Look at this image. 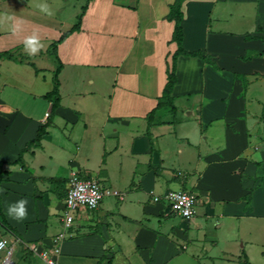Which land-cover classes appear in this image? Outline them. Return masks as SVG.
<instances>
[{
    "label": "crops",
    "instance_id": "crops-1",
    "mask_svg": "<svg viewBox=\"0 0 264 264\" xmlns=\"http://www.w3.org/2000/svg\"><path fill=\"white\" fill-rule=\"evenodd\" d=\"M174 1L85 0L68 16L64 0H0V160L24 150L21 164L2 166L0 183L12 264H264V0L182 2V49L210 60L178 55L173 107L149 118L178 48L165 18ZM76 23L56 59L51 44ZM58 66L52 112L55 96L45 95ZM194 95L195 125L168 119L177 97ZM73 173L108 194L65 228ZM172 189L197 194L191 219L151 201ZM21 198L27 214L8 216Z\"/></svg>",
    "mask_w": 264,
    "mask_h": 264
},
{
    "label": "built area",
    "instance_id": "built-area-1",
    "mask_svg": "<svg viewBox=\"0 0 264 264\" xmlns=\"http://www.w3.org/2000/svg\"><path fill=\"white\" fill-rule=\"evenodd\" d=\"M45 117L47 118V116ZM67 184L62 215V222L65 228H69L72 225L76 212L97 209L100 202L108 194L100 181L91 176L82 177L73 173L69 177ZM197 199V194L187 189H172L161 194L153 193L151 196L153 203L162 205L169 213L186 221L194 216ZM32 250L36 251L35 248ZM1 251H4L1 264H12L11 253L13 252V245L6 239H0ZM40 255L45 258L44 252ZM47 262L48 264H54L51 259L47 260Z\"/></svg>",
    "mask_w": 264,
    "mask_h": 264
},
{
    "label": "trees",
    "instance_id": "trees-1",
    "mask_svg": "<svg viewBox=\"0 0 264 264\" xmlns=\"http://www.w3.org/2000/svg\"><path fill=\"white\" fill-rule=\"evenodd\" d=\"M183 1L184 0H175L173 2V4L170 6L169 13L165 17L166 19L172 20L174 22V30H173L172 38H173L174 41H176V43L178 45V48H177L176 52L174 53V55L172 57V67H171V70L168 72L167 82H166L164 90L162 92V96L159 98L156 107L154 109H152V111L150 112L149 118H151V116L154 114V112L156 110L160 109L161 107H164V106L173 107V101H172V97H171V92H172V88H173L174 84L176 83L175 59H176V57L178 55H181V54H183V55H193V56H199L200 55L205 60H210L209 56H206V55L203 56V55L200 54V52L188 53V52H186V51H184L182 49V46H181L182 29H181L180 23H181V19H182L181 5H182ZM78 28H79V23L74 24L73 27L69 31L63 33L58 40L54 41L51 44V54L56 59H58L57 52H56L57 44L62 42L66 38V36L68 34H70L72 31H74V30H76ZM59 68L60 67L58 66L56 68V70H55V73H54V87H53L52 91L50 93H48L47 95H45V97H48V98L50 97L51 94L55 96L53 104H52V112H53L54 108L56 107V105L58 103V100H59L58 79H57V74H58ZM48 125H49V121H47L43 125H40L37 128L35 137L33 139L29 140L26 143V147H30L31 145L38 143L41 140L42 136L45 135V133H46L45 130H46V127ZM23 151L24 150L22 149L19 152L18 157L15 160H13V161L6 162V161H3V160H0V183L3 180V178H2L3 175L8 173L7 171L3 170L2 166L4 164H9V165L21 164L22 163V153H23ZM0 224L6 230H8L10 232H13V230L1 218H0ZM246 264H249V263H246Z\"/></svg>",
    "mask_w": 264,
    "mask_h": 264
},
{
    "label": "rangeland",
    "instance_id": "rangeland-1",
    "mask_svg": "<svg viewBox=\"0 0 264 264\" xmlns=\"http://www.w3.org/2000/svg\"><path fill=\"white\" fill-rule=\"evenodd\" d=\"M84 2H85V0H64L65 8L64 9L62 8L61 12L63 13V15L70 16L69 14L73 13V12H77L79 6L81 4H83ZM213 46H214V38L212 40V47ZM43 55H44L43 57L46 58V53L45 54L43 53ZM45 58H42V60H41V65H42L41 70L44 72L45 80H46V66L49 67L51 65V63L53 62V58L50 56L49 62L47 64H46ZM200 100H201V98L199 95H194V96L185 97V98L177 97L175 99L176 109H175L174 113L168 112V119H174V118L183 119L184 118L185 121H188L190 124L195 125L194 123L200 119L199 115L197 116L198 107H200V105H199ZM191 111L193 112V114H186L187 112H191ZM211 113L216 114V113H218V111L212 109ZM171 215L176 216L174 214H171ZM176 217H178V216H176ZM179 219H182V218L179 217ZM183 221H186V220H183ZM15 256H16V254H15Z\"/></svg>",
    "mask_w": 264,
    "mask_h": 264
},
{
    "label": "clouds",
    "instance_id": "clouds-1",
    "mask_svg": "<svg viewBox=\"0 0 264 264\" xmlns=\"http://www.w3.org/2000/svg\"><path fill=\"white\" fill-rule=\"evenodd\" d=\"M43 10H47V5L41 6ZM25 47L26 50L29 51L30 54H35L39 51V44L38 39L36 36H31L26 38L25 40ZM0 191H3L0 188ZM27 200L26 199H19L15 202H12L7 207V214L8 216L14 219H22L27 214Z\"/></svg>",
    "mask_w": 264,
    "mask_h": 264
}]
</instances>
